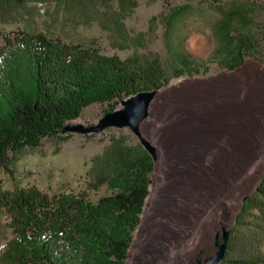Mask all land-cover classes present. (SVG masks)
Returning a JSON list of instances; mask_svg holds the SVG:
<instances>
[{
    "label": "rangeland",
    "instance_id": "rangeland-1",
    "mask_svg": "<svg viewBox=\"0 0 264 264\" xmlns=\"http://www.w3.org/2000/svg\"><path fill=\"white\" fill-rule=\"evenodd\" d=\"M237 4H243L244 16L233 25L252 35L260 31L262 40L254 52L229 69L211 54L220 47L216 37L219 20ZM168 24L174 48L187 51L206 69L200 66L197 72L171 76L166 84L151 90L160 96L156 103H149L138 127L154 146V152H149L154 168L125 264H179L171 250L186 240L189 243L182 255L197 264V249L202 250L201 246L194 248L197 237L190 231L191 204L203 203L199 194L203 191L189 189L185 173L206 171L210 148L194 139L177 147L168 137L173 129L185 128L192 138L195 126H211L219 120L225 127L233 126L227 137L235 149L234 164L214 198L208 200L212 211L204 225L211 229L209 243L217 242L219 247L223 231H231L243 199L264 178V0H25L7 19H0V45L18 32H41L66 44L120 58L156 56L169 73ZM133 96L87 104L64 122L58 135H45L36 145L19 147L10 163L0 167L1 187L33 184L48 194L83 192L95 201L107 188L103 184L85 188L91 158L101 154L112 137L125 143L140 142V137L128 124H109L95 131H81L78 126L95 124L104 112L126 107L124 100ZM148 119L153 124L144 126ZM217 137H213L216 142L230 149L227 140ZM5 234L8 232L0 231V240ZM261 248L264 254V240Z\"/></svg>",
    "mask_w": 264,
    "mask_h": 264
},
{
    "label": "trees",
    "instance_id": "trees-1",
    "mask_svg": "<svg viewBox=\"0 0 264 264\" xmlns=\"http://www.w3.org/2000/svg\"><path fill=\"white\" fill-rule=\"evenodd\" d=\"M25 0H0V19ZM77 2L79 0H59ZM243 4L219 20L220 47L211 54L229 69L254 52L262 34L238 30ZM165 38L168 69L159 57L123 58L66 44L41 32H18L0 45V167L23 145L58 135L64 122L92 102L112 101L155 90L171 76L206 69L183 49L174 48L169 24ZM154 161L140 142L112 137L91 158L86 189L105 185L95 201L84 193L48 194L33 184H0V264H125L140 219ZM4 215V218H1ZM264 178L242 201L229 231L221 264H264Z\"/></svg>",
    "mask_w": 264,
    "mask_h": 264
},
{
    "label": "bare ground",
    "instance_id": "bare-ground-1",
    "mask_svg": "<svg viewBox=\"0 0 264 264\" xmlns=\"http://www.w3.org/2000/svg\"><path fill=\"white\" fill-rule=\"evenodd\" d=\"M159 96H160L159 93L154 94L151 98L150 104H152L153 102L156 103ZM151 124L153 123L149 119L146 122H144V126ZM232 131H233V126L227 125L225 127L222 124L221 120H219V121H215V123H213L211 126L208 125L203 127L200 126L193 127L191 130L193 134L192 138L191 135L187 133V130L181 127L173 129L168 136L169 141L175 144L177 147L185 146L188 144V142L191 139L192 140L194 139L196 142L201 143L206 148H210V150L208 149V152L205 157L206 163L210 165L206 167L207 170L206 171L201 170L200 171L201 174L192 171H187L185 173V175L188 177V182H187V184L189 185L188 188L191 190L194 189L195 191H197L196 193H199V190L203 191V193H199L202 194L203 203L200 205L191 204L192 205L191 221H192L193 229L192 231H190V233L197 237V239L195 238L196 243L193 245L195 246L194 248H198L199 246L202 247V250L199 248L197 249L199 252L196 255L197 264H203L205 260L209 259V257L213 255L214 252L218 249L217 242L216 243L214 242V244L209 243L208 234L210 233L211 235V229L206 228L204 223L208 218H210V213L212 211V206H209L208 200L214 198L216 192H218V188L221 186L222 182L225 181V175L228 174L227 172L234 164L235 149L232 150L231 142L227 137L228 135H231ZM217 136L220 137V139H223L225 141L227 140L226 142L228 143L230 149H226L224 148V146H221L222 144L221 145L219 144L221 141L219 143L218 141L216 142L215 141L216 138L213 137H217ZM218 237H220V234H218ZM190 240L192 239L190 238ZM188 243L189 242H187V240L184 242H179V244L177 246L175 245L173 250H171V253H173V255L179 259V264L193 263L192 262L193 259L191 258L187 259L182 255L184 253V248Z\"/></svg>",
    "mask_w": 264,
    "mask_h": 264
},
{
    "label": "water",
    "instance_id": "water-1",
    "mask_svg": "<svg viewBox=\"0 0 264 264\" xmlns=\"http://www.w3.org/2000/svg\"><path fill=\"white\" fill-rule=\"evenodd\" d=\"M152 96L153 93L151 90L139 91L135 93L133 97L126 98L124 100V103L127 104L126 107L106 111L95 124H90L88 126L79 125L78 128L81 131H95L109 124H128L136 131V133L139 134L140 143L143 144L145 148L152 154V152H154V146L143 135H141L138 127L139 122L143 120L148 113V105ZM227 237L228 230H224L223 239L218 249L214 252L213 255L209 257L206 264H217V261L224 254Z\"/></svg>",
    "mask_w": 264,
    "mask_h": 264
}]
</instances>
